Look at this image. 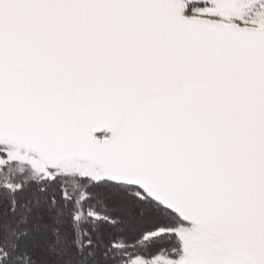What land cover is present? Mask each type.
<instances>
[{
    "label": "snow or ice",
    "instance_id": "snow-or-ice-1",
    "mask_svg": "<svg viewBox=\"0 0 264 264\" xmlns=\"http://www.w3.org/2000/svg\"><path fill=\"white\" fill-rule=\"evenodd\" d=\"M0 264H264V0H0Z\"/></svg>",
    "mask_w": 264,
    "mask_h": 264
}]
</instances>
